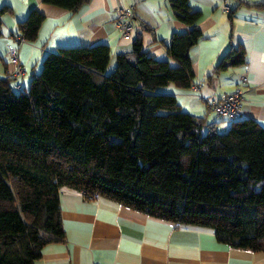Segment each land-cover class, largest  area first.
<instances>
[{"label": "trees", "instance_id": "16d2710c", "mask_svg": "<svg viewBox=\"0 0 264 264\" xmlns=\"http://www.w3.org/2000/svg\"><path fill=\"white\" fill-rule=\"evenodd\" d=\"M43 1L76 12L87 0ZM170 4L190 26L173 33L171 61L147 54L138 34L112 71L111 48L99 43L50 52L28 86L0 76V264H35L47 244L64 239L62 187L264 252V126L207 108L231 120L221 131L161 91L192 86L190 50L203 36L200 10L189 0ZM8 10L0 9V35ZM44 18L32 9L19 23L26 41ZM244 56L243 48L229 51L216 71Z\"/></svg>", "mask_w": 264, "mask_h": 264}, {"label": "crops", "instance_id": "0c3cea01", "mask_svg": "<svg viewBox=\"0 0 264 264\" xmlns=\"http://www.w3.org/2000/svg\"><path fill=\"white\" fill-rule=\"evenodd\" d=\"M189 2L202 12L203 36L190 50L194 82L189 88L170 83L161 91L175 94L184 110L206 116L224 131L231 122L209 112L204 99L240 87L244 99L239 118L252 117L264 126V7L255 5L264 0ZM5 5L10 10L2 13L0 76L7 77L13 70L8 57V45L13 44L25 67V73L13 79L16 89L28 86L46 55L60 47L108 44L110 68L117 54L132 50L134 38L141 34L147 54L171 61L166 46L173 33L190 30L177 18L170 0H87L76 12L43 0H0V9ZM119 6L134 7L129 38L122 36L115 22ZM32 9L45 17L37 37L18 42L19 23ZM239 48L244 49V62L216 71L226 54ZM243 75L247 81H242ZM60 201L65 237L47 244L35 264H264L263 251L220 242L209 227L179 225L103 196L87 198L69 187L61 188Z\"/></svg>", "mask_w": 264, "mask_h": 264}, {"label": "built area", "instance_id": "2783aa9c", "mask_svg": "<svg viewBox=\"0 0 264 264\" xmlns=\"http://www.w3.org/2000/svg\"><path fill=\"white\" fill-rule=\"evenodd\" d=\"M226 10H229V5H224ZM115 22L121 31L124 38H129L131 31L134 27V7L132 6H119L116 9ZM18 42L26 41L21 35L16 37ZM8 57L10 63L13 65V70L9 73L10 77H18L25 73V67L20 62L19 52L17 46L13 44L8 45ZM242 81H247V76H241ZM18 88H21L19 85ZM244 99V91L242 88H236L233 92L227 93L219 98H206L205 103L209 110H213L218 115H224L230 119H237L241 115L242 104ZM98 194L92 195L93 198L98 197Z\"/></svg>", "mask_w": 264, "mask_h": 264}, {"label": "rangeland", "instance_id": "374dc122", "mask_svg": "<svg viewBox=\"0 0 264 264\" xmlns=\"http://www.w3.org/2000/svg\"><path fill=\"white\" fill-rule=\"evenodd\" d=\"M43 61H44V59L42 60V63H41V65H40V67H39V69H38V71H37L36 74H38V73L41 72V70H42V66H43ZM114 65H115V63L113 62V65L110 67V70H111V71H112V69L114 68ZM29 73H31V70H29ZM29 84H30V83H29ZM172 85H174V84H172ZM160 89H168V88H167V85H166V86L160 87ZM165 93H169V92H165ZM228 121L231 122V120H228Z\"/></svg>", "mask_w": 264, "mask_h": 264}]
</instances>
